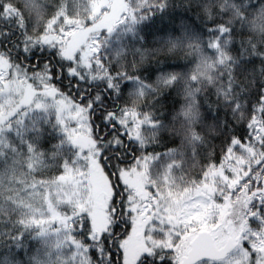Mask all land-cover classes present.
<instances>
[{
	"label": "trees",
	"instance_id": "trees-1",
	"mask_svg": "<svg viewBox=\"0 0 264 264\" xmlns=\"http://www.w3.org/2000/svg\"><path fill=\"white\" fill-rule=\"evenodd\" d=\"M97 1L2 0L21 24H26L29 46L63 33L72 37L64 46L66 53L71 54L81 46L86 48L88 39L95 34L105 69L125 70L135 76L141 68H158L161 75L147 80L143 91L133 80L119 101L121 107L138 112L141 117L137 137L140 155L154 157L149 161L148 174L141 172L144 185L148 182L160 185L152 197L153 204L157 203V197L163 198L168 187L188 199L185 193L195 185L196 191L208 199L204 218L210 224L227 226L224 240L227 235L242 231L253 249L264 251V209H259V197L253 198V193L259 191L258 184L264 188V143L259 125L251 128L245 125L253 107L255 119H261L253 94L264 87V72L260 71L264 63V0H124L116 16L111 15V0L101 5ZM162 5H166L163 10ZM212 17L217 18V23L222 20L232 25L234 34L221 39L219 46L210 50L208 42L213 33L209 32L208 20ZM109 22L113 24L110 33L105 27ZM15 38V33L7 39L0 38V47H12ZM225 40H230L231 45ZM117 50H121L119 56ZM3 62L0 57V63ZM173 65L178 66L172 68ZM169 72H174L176 79L167 87L162 76ZM161 91L164 93L159 95ZM44 95L53 98L55 93ZM237 99L239 108L233 111ZM20 111L23 107L17 110ZM57 114L31 106L24 113L21 126L13 123L9 131L0 125V264H44L46 244L42 229L21 211L27 201L23 194L28 190L51 192L52 185L45 188L42 182L52 181L60 170V162L70 159L76 151L66 139ZM145 114L159 122L158 126H153ZM9 117L15 122V115ZM226 136H244L245 140L238 148L224 153L220 163L212 164V154L220 151ZM136 146L131 145L133 149ZM173 161L178 166L169 172L168 165ZM202 170L208 176V181L202 182L207 185L206 190L197 183ZM220 191L222 200L217 195ZM57 207L65 219L71 215L69 206L57 204ZM21 220L27 222L20 223ZM192 224L173 245L178 258L187 250L194 233L205 229L197 220ZM69 227L66 223L65 229ZM67 232L72 241L86 248L78 233L73 236ZM240 250L247 254L250 251L238 245L226 259ZM197 264L213 262L203 260Z\"/></svg>",
	"mask_w": 264,
	"mask_h": 264
},
{
	"label": "snow or ice",
	"instance_id": "snow-or-ice-1",
	"mask_svg": "<svg viewBox=\"0 0 264 264\" xmlns=\"http://www.w3.org/2000/svg\"><path fill=\"white\" fill-rule=\"evenodd\" d=\"M16 7L20 6L17 4ZM164 7L166 5H162L161 10ZM220 15L223 16V12ZM208 22L209 32L213 33V37H210L208 42L210 50L218 47L221 39L234 34L232 25H227L222 20L217 23L216 17H212ZM105 27L110 33L113 24L109 22ZM26 30V24L22 25L16 13L9 10L0 0V38L7 39L16 34L12 47H0V57L4 61L0 64V111L3 113L0 115V122L2 128L9 131L13 123L21 126L22 117L27 108L32 106L33 101L35 107H45L38 98L46 97L44 92L55 93L53 99L58 113L57 121L66 133V139L76 145L77 150L70 159L65 158L60 162V170L56 172L53 180L43 181L42 186L47 188L51 184L56 189L55 194L61 198L60 202L70 207L71 215H66V223L70 224V227L66 231L71 232L73 236L78 233L82 238L81 244L86 246L88 264H180L176 255L177 250L173 245L176 244L181 232L193 227V220L199 221L205 229L216 227L204 218L207 201H205V210L196 211L194 216H189L186 225L182 222L175 223V213L168 203L167 193L163 200L157 197V203L152 204V197L156 196V189L160 185L154 182L146 183L142 199L121 178L122 172L130 176L135 175L136 172L147 175L149 161L154 157L152 154L140 155L141 146L137 139L142 127L140 114L121 107L119 101L124 98L129 83L135 80L143 91V88L147 87V80L161 75L160 70L156 67L141 68L138 74L133 76L125 70L113 72L111 67L105 69L104 59L99 54V41L94 39L95 34L88 39L86 48L81 46L80 49L67 54L64 46L72 39L70 35L63 36V33H56L49 39L29 46L30 38L25 36ZM52 31L55 33V25ZM58 36L63 38H57ZM140 39L143 40L144 37ZM225 42L231 45L230 40ZM120 54L121 50H117L116 55ZM160 64L164 66V61ZM260 71L264 72V63H261ZM175 79V73L169 72L162 76V83L170 87ZM195 79L193 75L192 80ZM163 93L164 91H161L159 95ZM253 96L255 104L259 106L261 119H255L253 113L256 108L253 107L249 113L250 119L245 125L247 128L259 125L261 143H264V87ZM234 103L233 111H236L239 108L238 99ZM20 104L24 106L23 111L17 112ZM9 113L16 116L15 122L11 120ZM145 116L153 126H158L159 122L152 121L148 114ZM248 139L251 140V135ZM244 140V136H226L221 141L220 151L213 152L212 164L220 163L224 153L238 148ZM132 144L137 146L133 149ZM28 147L31 148L32 145L29 143ZM177 166V162H170L168 171L171 172ZM97 167L103 173L100 182L102 183L104 177L107 178L111 195L107 198L105 222L94 230L93 219L89 212L78 211L75 201L78 197L79 202L84 203L89 196V187L95 189L96 182L91 173ZM199 175L200 180L197 183L202 190H206L207 185L202 182L208 181V176L205 175L204 170ZM90 180L93 181L92 185H89ZM257 187L259 191L253 193V198L258 196L261 201L259 209H264V188H260L259 184ZM197 195L195 185L189 193H185L189 200L196 198ZM217 195L221 200L223 199V191L218 192ZM212 199H216V196L213 195ZM145 201L151 205L148 212L152 213L158 225L150 231H160L163 235L167 225V234L171 237V241L146 238L143 247L130 262L126 258L124 241L132 229L134 214L141 213V205H144ZM179 207L182 208V204ZM65 211L67 212V209ZM50 215L55 217L57 213L52 210ZM247 241L248 237L242 236L239 245L250 249L248 262L255 264L253 257L257 255V250ZM207 255L208 261H212L213 264H235L234 261L224 257L223 249H217ZM258 258L264 261V256ZM192 264H197V260L193 259Z\"/></svg>",
	"mask_w": 264,
	"mask_h": 264
},
{
	"label": "rangeland",
	"instance_id": "rangeland-1",
	"mask_svg": "<svg viewBox=\"0 0 264 264\" xmlns=\"http://www.w3.org/2000/svg\"><path fill=\"white\" fill-rule=\"evenodd\" d=\"M99 5L107 3L106 0H98ZM97 4V3H96ZM97 4V6H98ZM124 5V0H111V15L116 16L121 11ZM3 64V63H0ZM41 103L45 107L37 108L35 107V101L32 102V107H35V110H55V101L52 97H40ZM59 99V98H58ZM24 107L23 104L18 105L17 110ZM16 110V111H17ZM0 111V115H2ZM12 113H9V116ZM74 119V118H73ZM2 122H0V125ZM75 149L76 145H74ZM92 176L95 179L96 187H89V196L86 198L84 203L79 202L78 197L75 201L77 209L87 210L89 215L93 219L94 230L98 229L105 222L107 216L106 204L107 198L110 195L111 189L107 185V178L104 177L102 183L101 177H103L102 171L97 167L92 171ZM121 178L129 184V187L133 188L137 195L141 196L143 199L145 193V178L141 172H136L135 175H129L126 172H122ZM93 181H89V185H92ZM56 189L53 187L51 192L37 191V190H28L23 194V197L27 199L25 201L24 209L21 211L32 222L33 225L39 224L42 229L43 238L46 244L44 252V264H88V255L84 247L80 244L74 242L69 237L68 232L65 229L66 219L58 209L57 204H62L61 198L55 194ZM167 200L171 207V210L175 213V223H183L188 221L189 216H194L196 211H202L206 206L205 201L208 203V199L201 192H197L198 195L196 198L191 200L186 198H181L179 194L173 192L171 187L166 188ZM163 194L162 200L165 198ZM31 203L32 205L28 204ZM154 200H152V204ZM182 204V208L179 207ZM64 204H62L63 206ZM141 213L136 215V223L134 229L130 235L124 241L126 249V258L131 262L135 255L141 250L144 245V240L146 238H154L157 241L167 240L171 241V237L167 234V225H165V231L161 235L160 231L157 232V236H153L154 231L151 229L157 228V221L154 219L152 213L148 212V208L151 207L150 204H147V201L144 202V205L141 206ZM55 210L57 215L51 216L50 211ZM39 221V223H37ZM236 225V223H231ZM224 227L222 224L217 229V238L216 241L224 242ZM147 234V235H146ZM236 233L232 236H235ZM228 236V235H227ZM186 251V250H185ZM184 251V253H185ZM256 255L255 264H264V261H261L258 257L264 256V251H258ZM235 264H249L248 254L245 250L238 251L231 259Z\"/></svg>",
	"mask_w": 264,
	"mask_h": 264
},
{
	"label": "water",
	"instance_id": "water-1",
	"mask_svg": "<svg viewBox=\"0 0 264 264\" xmlns=\"http://www.w3.org/2000/svg\"><path fill=\"white\" fill-rule=\"evenodd\" d=\"M218 227L219 225H216L215 228L211 227L196 231L188 241L187 250L179 257L180 264H192L193 259H196L197 263L208 260L207 253L215 252L217 249H223V254L226 258L237 248L242 237V231H238L235 236H227L224 242L217 244L215 232Z\"/></svg>",
	"mask_w": 264,
	"mask_h": 264
}]
</instances>
